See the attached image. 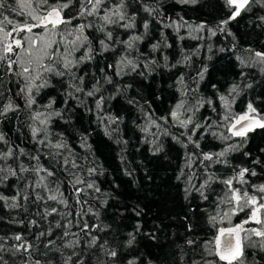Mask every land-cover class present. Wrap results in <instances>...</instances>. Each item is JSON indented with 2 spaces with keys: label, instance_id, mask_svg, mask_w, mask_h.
I'll return each instance as SVG.
<instances>
[{
  "label": "trees",
  "instance_id": "16d2710c",
  "mask_svg": "<svg viewBox=\"0 0 264 264\" xmlns=\"http://www.w3.org/2000/svg\"><path fill=\"white\" fill-rule=\"evenodd\" d=\"M119 2L108 0L107 7ZM124 3L128 15L135 16V27L106 28L105 31L113 33V39L106 40L110 45L107 49L99 43L105 39L104 32L99 30L102 21L93 17L73 20V25L89 21L96 25L85 31L92 47L91 58L83 60L68 75H49L47 86L38 92L33 90L36 103L32 108L26 105V97L19 94L23 80L9 73L7 61L0 62V107L8 103L19 106L17 111L0 117V134L7 141L0 143V151L12 148L16 153L6 164L18 169L22 163L29 169L43 167L55 172V176L45 180L52 192L26 186L39 179L31 170L12 176L5 167L0 173V195L21 198L25 193L29 195L27 201L21 199L23 206L19 208L7 207L0 200V237L3 238L0 257L7 264H36V261L65 264L73 252L77 255L73 256L72 264L77 260L83 264H99V261L112 264L107 249L117 251L115 264L130 261L181 264V257L183 264H191L193 260L204 264V260L214 259L204 249L216 233L209 218L218 212L222 214L228 207H218V198L227 190L220 181L236 176L241 168H248L257 175L248 174L245 177L248 184L241 186L234 181V186L251 193L252 185L264 184V129L258 127L244 138L234 137L228 131L229 121L224 119L245 113L249 103L264 116V65L251 59L255 51L264 52L261 19L264 0L251 4L249 10L242 11L223 31L220 22L230 15L225 0H197L195 4L177 0H124ZM8 4L17 10L0 9L3 15L14 22L28 19L35 23L26 15L30 8H18L16 0H8ZM145 5L157 11L149 15L144 11ZM19 11L25 15H18ZM77 11L74 0L64 15L75 16ZM145 21L149 25L147 29L143 27ZM201 24L206 27L198 30ZM8 27L10 30L11 26ZM33 31L39 34L43 29ZM69 31L72 25L65 28L64 35ZM24 35L32 36L13 33L8 42ZM133 36L141 39L128 49L124 42ZM55 38L60 40L61 35ZM73 38L67 36V40ZM87 47L78 48L72 58L87 54ZM60 48L63 51L64 46ZM2 49L0 44V54ZM14 51L22 56L21 49L14 47ZM121 57L131 59L137 65L136 70L125 66L118 75L116 67H109L117 65ZM11 59L16 56L12 55ZM13 70L19 69L14 65ZM233 85L236 92L231 91ZM77 87L82 91H77ZM89 91L94 95L89 96ZM221 96L229 102V109H225ZM181 100L186 108L193 109L182 118L191 116L194 123L201 125L194 135V125L181 127L169 115ZM36 112L44 113L42 119L47 117L45 125L31 119ZM162 117L168 118L167 123ZM32 127L42 129L35 138ZM40 140L44 143H39ZM56 143L64 147H52ZM225 150L224 157L216 156ZM203 154H212L214 160L204 161ZM65 158L70 162L67 167L63 166ZM73 161L78 167H71ZM0 165H5V161H0ZM89 169L95 171L89 173ZM73 174L95 186L80 196L85 201L82 205L76 202L70 183ZM209 177L213 179L203 189L208 197L205 200L196 189ZM57 184L68 207L56 201L35 200L37 193L45 198L50 194L61 198L55 192ZM51 208L57 212L44 215L45 209ZM248 211L233 216L232 223H240ZM33 220L35 225L31 223ZM85 223L87 231L82 230ZM245 227L258 226L249 223ZM17 234L31 245L30 252L15 251L14 246L19 243L14 239ZM129 234L135 237L131 245ZM93 236L98 238L97 243L89 246ZM188 239L196 241L194 248L186 244ZM65 244L72 247H64ZM246 264H264V250L258 245L247 247L246 242Z\"/></svg>",
  "mask_w": 264,
  "mask_h": 264
},
{
  "label": "snow or ice",
  "instance_id": "6c2138e0",
  "mask_svg": "<svg viewBox=\"0 0 264 264\" xmlns=\"http://www.w3.org/2000/svg\"><path fill=\"white\" fill-rule=\"evenodd\" d=\"M178 3L182 4H195L197 0H177ZM258 2V0H225L226 6L229 8L230 15L227 19H224L220 22L221 30H225L227 25L235 20L241 15L242 11L249 10L251 4ZM108 0H75V6L78 8V11L75 16L64 15L66 9H69L74 4V0H55L54 3H50V0H16V6L20 9L25 7L30 8L31 10L27 12V17L30 18L35 23H30L28 19H25L23 23L14 22L9 16L3 15V12L0 11V16H3V19L0 20V44H3L2 52L0 54V62L7 61V69L12 75L18 76L23 80L24 86L19 89V94H22L26 97V105L29 108L36 103L35 97L33 96V90L37 92L40 88L47 86L48 76H65L72 73L73 68H75L83 60L90 59L92 53L91 43L89 41L88 35L85 34L86 29L93 28L96 25L89 21L87 23L81 22L73 25V20H87L88 17H93L102 21V24L99 28L100 31H103L105 34V39L99 41L100 45L107 49L110 45L106 43L113 39V33L111 31H105L109 26H120L125 29H132L135 27V16L128 15L126 11V5L124 0H120L118 4H115L114 7H107ZM6 7L10 8L12 11H16V7H12L8 4V0H0V9H5ZM43 9V11H41ZM144 11L148 12L149 15H152L157 9L144 6ZM103 14L101 15V13ZM18 15H25L23 11L17 12ZM264 20V17H261ZM68 25H72V31L67 32V36H73L72 40H67V36L64 35L65 28ZM11 26L10 30L9 27ZM50 26V27H49ZM148 22L145 21L143 27L148 28ZM170 26V25H166ZM206 25L201 24L198 26V30L205 28ZM35 28H41L43 31L39 34L35 33L33 30ZM21 32L32 34L31 37L24 35L19 39L13 38L11 42H8V38L13 37V33L17 36ZM50 34V38L49 37ZM57 34L61 35V39L57 40L55 37ZM213 35L215 32L213 31ZM141 37L133 36L129 41L124 42L126 48H133L134 42L140 40ZM27 42V47L25 44ZM60 45H63V51H61ZM71 45V47H69ZM87 45V50L85 55L81 56L78 59H73L72 54L78 48ZM16 49H21V52L27 59L22 58L20 53L14 51ZM251 52L252 50L249 49ZM15 55L16 59H11V56ZM253 63H259L264 65V52L255 51L252 56ZM244 63V61H241ZM16 66L18 71L13 70V66ZM125 66H130L132 71H135L137 65L131 59H125L121 57V60L115 66L118 69L117 74L123 71ZM202 75V74H201ZM20 81L18 80L17 83ZM40 82V83H38ZM181 82H183V77H181ZM250 86V85H249ZM77 91H82L77 87ZM232 92L237 91V87L233 85ZM89 96L94 95L93 91L87 93ZM221 101L224 104L225 109L230 108V104L224 96L220 97ZM209 103H211L209 101ZM99 106V104H98ZM18 105H13L8 103L0 107V117L7 116L9 112H14L18 110ZM48 107H51L49 104ZM198 110V109H196ZM193 111L192 108H186L185 102L181 100L178 102L174 109L170 112V117L173 121L178 122L181 127L187 128L190 124L194 125V131L192 135L195 134V129L201 127L200 124L194 123L191 116L187 118H182L187 112ZM51 115V114H49ZM59 115V113H56ZM44 113L36 112L32 115L31 119L33 121H38L40 125H45L47 123V117L42 119ZM167 123L168 118L162 117ZM225 120L229 121L228 131L234 137H246L247 133L253 131L255 128L259 127L264 129V116H261L257 109L253 107L251 103L247 105V111L238 116H225ZM153 124L156 127H159L155 121ZM41 128L32 127L33 137H37ZM216 135V133H212ZM226 139V137H223ZM191 141V135L189 136ZM0 143L7 144V141L3 134H0ZM39 143L43 144L44 141L40 140ZM196 146L199 147L198 142ZM56 149H61L64 147L63 144L56 143L52 145ZM226 151H221L216 154L218 157H224ZM22 154V150L20 151ZM16 155L12 148H7L6 150L0 151V161H5V165H0V173L5 171L7 167L8 172L12 176H17L18 173L33 171L38 177V181L35 184H28L27 187L35 189L36 187H43L45 190L52 192L53 190L49 187L45 180L47 178L55 176V172L48 170L43 167H34L29 169L25 167L22 163L19 168H12L10 165H7L6 162L8 159L13 158ZM33 159H38V157H33ZM203 160L212 162L214 157L212 154H203ZM215 162L219 163L221 161L216 160ZM258 162V161H256ZM69 161L65 158L63 166L67 167ZM71 167L76 168L78 165L73 161L71 162ZM89 173L95 171V169H89ZM40 173H45V176H41ZM248 174L251 176H256L257 173L254 170H249L248 168H241L238 174L234 177L223 179L220 181L223 183L227 190L224 192L222 197H219L220 205H228L227 209L222 212H218L216 215H212L209 218V223L216 228V233L212 239L207 241L204 245V249L208 256L214 257L212 260H204V264H246V242L247 247H256L257 245L261 250H264V184L252 185V192L250 193L247 189L243 187H235L234 181L241 186L248 184V180L245 178ZM74 179L70 181L74 189V195L76 197V202L78 204H83L85 201H81L79 198L82 194H86L87 189H93L95 186L93 183L87 182L79 176H75ZM213 177L206 179L199 188L196 190L200 195L207 200L208 197L205 194L203 189H206L210 185ZM77 185H85L84 188L77 187ZM195 187V186H193ZM99 191V189H95ZM187 191V190H186ZM56 193H59L61 198L58 199L57 194H50L46 198L37 193L35 200H47V201H56L60 204H63L65 207H68V201L63 199V193L59 192V185L55 189ZM259 193V195H257ZM21 199L27 201L29 195L25 193L22 198L20 196L5 197L0 195V200L5 201L7 207L19 208L23 205L21 204ZM9 201H11L9 203ZM248 209V213L240 223L233 224L232 217L237 215L240 212H244ZM57 212L56 208L45 209L44 215H52ZM227 222V227H218L217 225ZM33 225L36 224V221H31ZM249 223H254L258 227L246 228L245 225ZM60 226L59 224L57 225ZM83 231L88 230V225L85 223L82 228ZM191 226L188 227V231H191ZM40 236L45 235V233H39ZM67 235V233H65ZM132 236V234H129ZM255 237L256 239H253ZM0 239H3L0 237ZM14 239L19 242L14 246L16 252L21 250L25 253L30 252L31 245L23 242V237L17 234ZM135 239L132 236V239L128 241V244L131 245ZM98 238L93 236L89 241V246H95ZM52 242L49 241V244ZM186 244L190 247H195L196 241L193 239L186 240ZM64 247H72L71 244H65ZM104 245H101L103 248ZM0 251H3V246L0 245ZM106 254L111 258L112 264H115L118 253L114 249H107ZM77 255L75 252L71 253L65 260V264H72L73 256ZM0 262L2 264H7L6 261H3V257H0ZM36 264H40L39 261H36ZM76 264H83V261L77 260ZM99 264H106L105 261H99ZM129 264H134L133 261H130ZM181 264H183V257H181ZM191 264H199L198 261L193 260Z\"/></svg>",
  "mask_w": 264,
  "mask_h": 264
},
{
  "label": "rangeland",
  "instance_id": "374dc122",
  "mask_svg": "<svg viewBox=\"0 0 264 264\" xmlns=\"http://www.w3.org/2000/svg\"><path fill=\"white\" fill-rule=\"evenodd\" d=\"M26 47H27V45H26ZM22 56H24L23 53H22ZM25 58H27V57L25 56Z\"/></svg>",
  "mask_w": 264,
  "mask_h": 264
},
{
  "label": "water",
  "instance_id": "95a60500",
  "mask_svg": "<svg viewBox=\"0 0 264 264\" xmlns=\"http://www.w3.org/2000/svg\"><path fill=\"white\" fill-rule=\"evenodd\" d=\"M257 128H258V127H257ZM257 128H255V129H257ZM255 129H254V130H255ZM250 132H251V131H250Z\"/></svg>",
  "mask_w": 264,
  "mask_h": 264
}]
</instances>
